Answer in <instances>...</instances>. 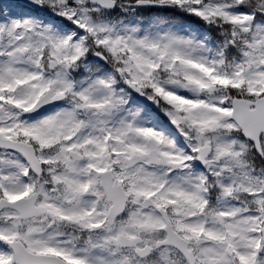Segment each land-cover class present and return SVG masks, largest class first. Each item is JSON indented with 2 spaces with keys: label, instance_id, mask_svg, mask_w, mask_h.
I'll return each mask as SVG.
<instances>
[{
  "label": "snow or ice",
  "instance_id": "6c2138e0",
  "mask_svg": "<svg viewBox=\"0 0 264 264\" xmlns=\"http://www.w3.org/2000/svg\"><path fill=\"white\" fill-rule=\"evenodd\" d=\"M0 264H264V0H0Z\"/></svg>",
  "mask_w": 264,
  "mask_h": 264
}]
</instances>
